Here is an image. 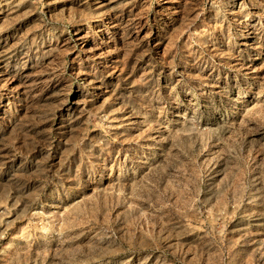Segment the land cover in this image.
<instances>
[{
    "label": "rangeland",
    "instance_id": "obj_1",
    "mask_svg": "<svg viewBox=\"0 0 264 264\" xmlns=\"http://www.w3.org/2000/svg\"><path fill=\"white\" fill-rule=\"evenodd\" d=\"M0 264H264V0H0Z\"/></svg>",
    "mask_w": 264,
    "mask_h": 264
}]
</instances>
